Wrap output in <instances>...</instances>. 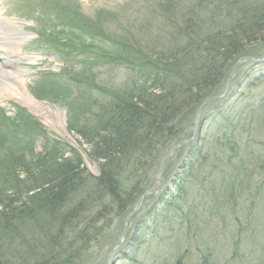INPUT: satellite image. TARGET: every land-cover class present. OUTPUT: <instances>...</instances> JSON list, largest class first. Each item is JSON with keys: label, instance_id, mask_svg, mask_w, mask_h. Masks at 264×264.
<instances>
[{"label": "trees", "instance_id": "obj_1", "mask_svg": "<svg viewBox=\"0 0 264 264\" xmlns=\"http://www.w3.org/2000/svg\"><path fill=\"white\" fill-rule=\"evenodd\" d=\"M177 3L175 0H163L160 4L163 11L155 7L147 10L149 16H144L147 19H141L142 11L139 17L132 18L135 10L127 18L126 23L117 27H112L111 22L104 27L102 20H98L97 24L82 20L76 10L70 9L69 21L66 23L70 29L67 32H58L59 30L51 32L53 34L51 41L65 59L75 56L82 58L80 64L84 66L79 71L70 72L74 73L71 74V78L80 80V87L86 86V88L83 90L81 87V93L74 100L58 98L56 100L67 105L69 131L78 135L79 144L89 147L85 151L87 160L99 166V177L93 180L96 183L92 194L102 195L107 191V196L114 200L117 208L122 207L121 196H127L132 189H125L123 192L118 186L113 174V171L118 169L113 165V161L123 158L120 156H124L125 152V160L129 161L137 154V149H140L146 158L156 147L166 143L171 145L172 142L174 145L184 139L178 138L179 123L185 114L182 109L187 107L188 102L193 100L198 103V107L205 98L222 91L236 60L243 57H264L260 53L255 54L250 51L257 43L264 45V0H205L202 10L187 11V15H182L181 22L177 20L179 27L172 30H167L166 27L159 28L162 33L148 38L150 37L148 34L157 31V29L153 30L152 21L165 20L168 16L167 20L170 24L167 25L172 26L171 22L176 23L168 12H171ZM72 15L77 17L76 20L81 21L83 27L74 24L76 20ZM99 17L115 19L118 15L109 12ZM143 20L145 24L139 26ZM109 27L113 28V31L108 30ZM89 62L124 68L133 75L132 80L122 87L97 84L93 81L94 73L91 72L92 66ZM214 80L220 82L214 86L215 93L211 94L208 88L209 85L211 87L214 85ZM243 81L253 87L264 84V64H249L237 68L230 90ZM230 90L225 98L212 106L218 112L216 139L228 147V161H233L237 154L233 127H240L241 131L243 126L250 127L254 123L250 120L246 122L247 117L242 116L245 113L240 110L234 118H231V111L226 107ZM41 94L55 97L54 92L45 89ZM242 108L252 113V116H259L258 126L261 124L264 126V97L249 101ZM171 113L175 114L170 115ZM0 136V239L9 240L14 237L23 239L21 241L23 245L32 247L29 248L32 254L26 257V260H29L28 258L33 257L32 249L58 250L53 241H48L50 248H46L39 238H35L37 234L48 238L55 233L56 237L58 236V245L65 246L62 263L71 264L70 256L72 257V252L79 248L78 243L69 242V235L62 236L60 231L52 232V227H57V223L62 224L75 219V216H69V212L66 215L63 212L58 214L55 212L62 207L71 206L70 200L77 196V192L81 193L86 188V185H80L84 177L87 180L93 178L83 166V158L77 151L64 144L49 141L41 125L22 110H16L13 118L0 113ZM136 141L138 144L134 148ZM139 141L145 145L144 149L139 146ZM125 147L128 151H124ZM190 148L188 155L191 154ZM67 152L70 154L65 157ZM181 154L180 151L177 156ZM207 158L208 156L203 155V152L193 155L194 165L191 164L186 169L184 177L193 187L201 184L198 181L199 176L200 180L203 176L207 183L211 179L210 190L196 191V198H190L188 194L190 188L182 187L180 180V186L174 190L176 191L174 195L168 194L170 189H165L158 197L160 199L152 203L151 209L160 201H162L161 205L167 208L162 212L163 222L171 218L165 230L176 238L174 246L178 251L165 250L167 253L156 262L152 259L151 264H186L185 261H189V264H214L213 257L216 254L214 249L217 248V244L218 247L220 246V239L221 241L230 239L229 241L233 243L228 260L242 261V257L250 252L251 256L257 257L259 264H264V252L261 254L255 252L264 247L258 242L257 236V231L264 229L262 214L255 215V207L259 208L258 203L255 205V201L251 203L246 201V204L250 205H247L245 212L242 211L240 214L239 218L242 220L230 219L225 214H223L225 217H220L217 214L220 210L221 213L227 211L232 214L234 206L241 204L237 201L240 199V194L235 191L234 183H230V179L235 177L233 165H227L226 168L214 167V170L219 171L220 180L216 176H209L212 172H200L205 171ZM237 163L240 165L238 159ZM172 164L168 161L165 171ZM257 170L263 172L259 166ZM156 172L152 176L150 185ZM259 190L258 197L264 194V181ZM138 197L134 198L130 210L135 206ZM187 198L190 200L187 201ZM166 200H169V203ZM100 201L98 199L92 202V205L86 206V209L94 205L100 206ZM251 205H254L253 209ZM78 208L76 207L77 211ZM151 209L145 212L147 216L153 212ZM83 213L79 211L78 214ZM106 218L107 216H104L98 221H105ZM227 219L229 224L226 223ZM154 220L157 221V218L151 217V222H147V226L149 223L155 225ZM218 225L226 230L230 228L232 235L217 234ZM89 226L83 235H76L79 242L85 241L83 245L88 238H93L99 229L92 224ZM204 234L207 236L205 241ZM254 237L257 239L246 244L247 240ZM107 241L99 242L90 250L85 249L82 255L76 258L74 264H95V258H98L96 253L105 247ZM240 245L243 252L236 249ZM125 255L130 256L124 253ZM8 257L10 259H7ZM8 257L5 264L17 262L26 264L25 260L20 262L15 251H9ZM36 257H39L38 253ZM51 257L49 256L51 259L49 262L43 263L46 261L44 257L40 262L56 264ZM228 260L220 264H231L232 262ZM0 264H4L1 253Z\"/></svg>", "mask_w": 264, "mask_h": 264}, {"label": "rangeland", "instance_id": "obj_2", "mask_svg": "<svg viewBox=\"0 0 264 264\" xmlns=\"http://www.w3.org/2000/svg\"><path fill=\"white\" fill-rule=\"evenodd\" d=\"M204 1L205 0H175V2L178 3L171 10V12H168V15L170 17L172 16V18L175 19L176 23L171 22L172 26L167 25L169 23V20H167L168 16L165 17V20L157 19V21H152L151 25L153 26V30L157 29V31L153 34H148V36L150 35V37L148 38H152L158 33H162L161 31H159V28L162 29L166 27L167 30H172L179 27L177 20L181 22L180 19H182V15H187V11L197 12L199 9L203 8L205 6ZM34 2H41V0H0V13H2V16L6 17L9 20L15 21V24H18L21 27L20 39L16 44V49L18 53L28 61L26 62L25 60H23L19 63L9 64V68L16 69L17 71L18 69L23 68V75L19 73L22 76L21 78H23V81L18 85L13 86L15 87V94L13 96L11 94L8 96L0 95V107H3L5 109L7 116L13 115V111L11 110L12 105H18L26 108L30 112V114L34 116L35 120L43 125V128L48 135L46 138L49 141H54V139H57L69 146V148L77 151L82 156L83 166L93 177L88 180L84 179L85 177L82 179L80 185H86V188L81 193L77 192V196L73 197L70 200L72 202L71 206H69L68 208L62 207L55 212L57 214L63 212L64 215L69 212V216H75V219L70 222H64L62 224L57 223V227H52V232L54 230H57L58 232L60 231L62 236L69 235V242L78 243L79 248H76L75 251L72 252V257L70 256L71 264H74L76 258L78 256H81L85 249L90 250L92 247H95V245L104 240H108L107 244L109 245H105L103 249L96 253V256H98V258H95V264H151L152 259L156 262V260L159 259L164 253H167L165 250L172 249L175 252L178 251L174 246V244L176 243V238H174V236H172L170 232L165 230V227L168 225V222L171 218L170 217L163 222L164 213L162 212L163 209L166 210L167 208L164 207V205L162 206L160 203L162 201H160L153 208L154 210L151 209L152 203L160 199L158 198L160 195L153 193L147 195L144 198V207L129 220L126 233L123 237V242L120 243L115 250H113V256L111 257L110 245L113 244V239L116 240L117 238L118 240L120 238V228L124 223V218L130 210V206L132 205L134 198L140 196L150 188V186L152 185H150L152 176L156 171L158 172L160 170V166L161 164H163L162 161L164 160L163 157H165V155L173 147V142L171 144L172 146L169 143H166L163 146L156 147L146 158L145 156H143L144 153L140 151V149H137V154L132 156L129 161L125 160L126 152L124 156H120L123 158H119L117 161H113V165L118 169L117 171H113V174L115 175L114 178L117 180L118 186L121 187L123 192L125 189H132V191L129 192L127 196H121L120 201L123 202L121 208H117L114 200L107 196V191L105 193L103 192L102 195L92 194L95 189L96 183L93 180H95V177H99V166L92 164L87 160L85 151H87L89 147L84 144H79L78 141L80 140V138L78 137V135H76V133L73 131H69V126H66L67 120L65 109L61 105L45 100H39L38 98H36L37 95H39L37 86L42 84L44 86L42 87L40 93L43 89L47 90V88H51V90L48 92H58V96L62 98H68L69 96L76 97L80 91V87L78 86V82L80 80H75L73 81V84H70L67 81L64 70L61 72L60 76L55 80L54 83H50L47 81V79L44 78L38 79L39 76H47L51 78V72L60 71L63 68V64L61 63V61L57 60V58L55 57L56 53L50 47H48L46 43L43 42L40 45H37V43H35L37 38L36 33L38 30V25H36V23L34 22L35 20L33 18L23 19L17 16V12H19L18 10L24 4L32 6ZM162 2L163 0H51L50 5L53 3V7L56 10L60 8L61 5L65 6V10H67L68 8L75 10L77 5H79L80 13H83V16H81L82 20H86L94 24H97L98 20H102L104 27L108 26L109 22H111L112 27H117L119 24L126 23L127 18L135 10L136 11L133 13L132 18L139 17L141 11L143 13L141 15V19H143L144 16L148 17L149 14H147L146 11L153 9L154 7L162 12L163 10L160 8V4ZM109 12L117 14L118 17L115 19H112L110 17H99V15L109 14ZM136 12L138 13L136 14ZM151 15L153 16V14ZM72 17L74 20L77 19V17H74L73 15ZM115 20L119 21L116 23H112ZM74 24L83 27L80 20L74 21ZM143 24H145V20H143L142 24H140L139 26ZM108 30L113 31V28L109 27ZM104 31L106 32V30ZM3 42L7 45L12 44V41L8 39H5ZM30 44H33L32 49L28 48ZM251 50L255 54L260 53L264 55V45H260L259 43L252 47L250 51ZM62 57L65 59L64 55H62ZM81 59L82 58L76 56L73 58H66L65 60L68 62H65V64L66 66L69 65L68 67L71 70L79 71L84 66L80 64ZM89 63L91 64L92 62ZM91 66V72L94 73L93 81L97 82V84H106V87L119 85L122 87L126 82L129 83L133 77V75L124 68H118L117 70L112 66H102L98 63L91 64ZM244 71H246V69ZM219 80H214V85L212 87L209 85V88L207 87L208 90H211V94L215 93L216 88L214 89V86H216L220 82ZM0 83H2V79L0 80ZM84 88H86V86ZM230 91L231 94L229 100L226 103V107H229L228 110L231 111V118H234V116L237 115L238 110H240L241 112L246 114L242 115L244 117H247L246 122L250 120L254 123L250 127L243 126V129H241V131L240 127H233V129H235L234 139L237 145L235 150L237 154L235 155L236 157L234 158V160L232 159L233 161H228V147L223 145L220 140L216 139L215 128L218 125V112L216 111V108L214 106L208 105L207 107H205V110L201 112V114H199V122L196 127L195 138L189 144V146L191 147L189 152H191V154L189 153L190 155L183 158V160L181 156L178 157L176 155V158H173L172 156L171 158L168 157L165 160L166 162H164V168L166 167L168 161L169 163L171 162L173 164L170 169L171 172L168 170H164V172H166V176L168 173L169 174L168 177L165 178V187H162L161 190L163 192L165 188L170 189L168 194L174 195V192H176L174 190H176L180 186V180H182V187L190 188L188 193L190 198H196V191L199 192L206 189L210 190L209 187L211 185V179L209 180V183H207L206 181H204L205 178H203V176L201 177V180L199 176L198 181H200L201 184L193 187L192 183H188V181H186L184 177L186 169H188L191 164L194 165L195 160H193V155L203 152V155L206 154V156H208V164L205 166V171L203 170L200 172H212V174L209 176H216V178L220 180L221 177L220 174H218L219 171L218 169L214 170V167L226 168L227 165H233L232 168L234 170L233 172L235 174V177L230 179V183H234L235 191L240 194V199H238L237 201L241 204H238L239 206H234V212L232 214L227 211L221 213V210L217 214H219L220 217L224 216L223 214H225L230 219L237 218L242 220L239 217L241 216L240 214H242V211L245 212V207L247 205H250L246 204V201L248 200L250 203L251 201H255V205L256 203H258L259 208L255 207V215L260 216L262 214L261 219H264V194L258 197V192L260 191L259 187L262 186V183L264 181V126L263 124L258 126L259 122L257 118L259 116H252V113H248L247 110H244L242 108L246 105L247 102L264 97V84L256 85L253 87L249 86L246 81H243L242 83L235 85L234 88ZM246 93L248 95H246ZM193 102V100L192 102L189 101L187 107L182 109V111H185V114L182 117L183 120L179 123L180 133L178 138L183 137L184 139H186L192 135L194 126L193 122L198 105V103ZM173 114L175 113H171L170 115ZM137 144L138 142L136 141L134 148H136ZM139 146L144 149L145 145L142 143V141H139ZM182 147L183 150L181 149ZM177 150L183 153L187 151V148L185 149L184 146H181ZM124 151H128L126 147ZM68 154H70V152H67L65 157H67ZM237 159L240 161V165H238ZM181 160L182 165L180 167L179 165L181 163ZM136 165L138 166L135 167ZM178 166L179 168L177 169ZM257 166H259V168L263 170V172L258 171ZM182 169L184 170L182 171ZM229 170H231L230 167ZM171 174L173 179L171 178ZM171 179L172 181L170 182ZM190 198H187V201H189ZM98 199L101 200L99 203L100 206L94 205L93 207H91L92 209H86V206H91L92 202ZM242 200L245 202H242ZM166 201L169 203V200ZM251 206L253 209L254 205ZM76 207H79L78 211L76 210ZM148 209H151V211H153L149 216L145 214ZM85 210L87 211L85 212ZM79 211H82L84 213L79 215ZM104 216H107L105 221H98V219H102ZM151 217L157 218V221L154 220L156 224L154 223L155 225H153L152 223H149L147 226V222L151 220ZM226 223H230L228 219ZM89 224H92L95 227H99V229L95 234L96 236L94 235L93 238H88L87 242L83 245L85 241L79 242V238H76V235H83L84 231L87 230V227H90ZM218 226L219 227H217V234H229V236L232 235L230 228L226 230V228H221V225ZM232 231H235L234 227ZM64 232L65 234H63ZM242 232H244V230ZM54 235L55 233H53V235L51 237L49 236L48 238H44L43 236H39L38 234L35 235V238H39V240H41V243L45 245L43 247L50 248L48 241H53L54 244L56 243L58 250L49 249L48 251H46V249L44 248H42L43 250L38 248L36 249L34 246L33 248L35 249H32L34 258L30 257L28 258L29 260H26V257H29L28 254H32V252L29 251V248L32 247L30 245L28 248V246L23 245L21 243L23 239L19 240L16 237L9 238V240L4 238L0 239V253L3 256L4 264L7 263L6 258L8 257L9 251H15L17 257L20 258V262L25 260L24 262L26 264H41L42 262H40V259H42V257H44L43 259L46 260L43 263L49 262L51 261L49 256L51 257L52 255L53 256L51 258L54 263L63 264L62 253L65 249V246H59V243L57 242L58 236L56 237V235ZM74 236L75 238H73ZM185 236H187V234H185ZM257 236L259 237L258 242L262 243L264 246V229H259L257 231ZM206 239L207 236L206 234H204V241ZM219 239L220 238H218V240ZM254 239L257 238L254 237L247 240L246 244ZM229 240L221 241L220 239V246L218 247V244L216 245L217 248L214 249L216 254L213 257L216 264H220V262L229 259V254L231 251L230 249L233 246V243ZM139 244L141 245L139 246ZM80 247L82 248L80 249ZM237 247L236 249H239L241 252H243V248L241 247V245ZM135 250L136 253H134ZM180 251H182V249H180ZM255 252L257 254L263 253L264 247H261V250H255ZM37 253L39 257H36ZM124 253L130 256H124ZM110 258L112 259L111 261ZM256 258L257 257L251 256L249 252L245 255V257H242V261H238L237 259H235L231 261L228 260V262H232L233 264H259ZM7 259L10 258L8 257ZM28 261H30V263H28ZM185 262L186 264H189V261ZM18 263L19 262H17L16 264Z\"/></svg>", "mask_w": 264, "mask_h": 264}, {"label": "bare ground", "instance_id": "obj_3", "mask_svg": "<svg viewBox=\"0 0 264 264\" xmlns=\"http://www.w3.org/2000/svg\"><path fill=\"white\" fill-rule=\"evenodd\" d=\"M20 27L14 22L6 20L1 17L0 14V95L8 96L14 95L15 85H18L23 81L20 74L23 75V68L11 69L9 64L19 63L20 61L27 59L20 56L16 49V44L20 39ZM5 39L11 40L12 44L7 45L3 41ZM20 73V74H19Z\"/></svg>", "mask_w": 264, "mask_h": 264}, {"label": "water", "instance_id": "obj_4", "mask_svg": "<svg viewBox=\"0 0 264 264\" xmlns=\"http://www.w3.org/2000/svg\"><path fill=\"white\" fill-rule=\"evenodd\" d=\"M248 60H249V61H255V62H264V58H263V59H259V60H255V59H248ZM248 60H246V59H244V60H238V61L234 64L233 69H234L236 66H238L239 64H241V63H243V62H246V61H248ZM230 76H231V74H230ZM229 81H230V78H229L228 81H227L226 89H227V87H228V85H229ZM223 95H224V94H222V95H220V96L213 97V98H208L207 100H205V101L199 106V108L197 109L196 115H195V120H194V130H193L194 133H193L192 137L189 138V139H186V140H183V141L179 142L177 145H175L173 148H171L170 151L165 155L164 160H166V159L168 158L169 155H171L172 153L176 152V150H177L179 147L183 146L184 144L189 143V142L193 139V137H194V135H195L196 127H197V124H198V116H199V114H200L202 108L204 107V105H206L208 102L212 101L213 99H217V98L222 97ZM164 160H163V161H164ZM161 172H162V169L160 168L154 186L139 198V200H138V206H137L136 208H134L131 212H129V214H127V216H126V218H125V222H124V224H123V227H125L127 220H128L132 215H134L135 213H137V212L141 209V207H142V199H143V197H144L145 195H147L148 193H150V192H152V191H155V190H158V189L160 188V186H161V182H162ZM121 242H122V240H121ZM121 242H120V243H121ZM111 257H112V255H111ZM111 260H112V259L110 258V261H111Z\"/></svg>", "mask_w": 264, "mask_h": 264}]
</instances>
